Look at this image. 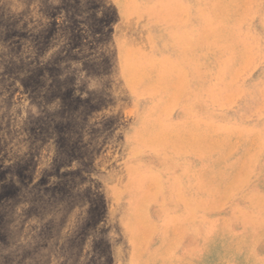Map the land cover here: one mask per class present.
<instances>
[{
  "label": "rangeland",
  "instance_id": "374dc122",
  "mask_svg": "<svg viewBox=\"0 0 264 264\" xmlns=\"http://www.w3.org/2000/svg\"><path fill=\"white\" fill-rule=\"evenodd\" d=\"M0 264H264V0H0Z\"/></svg>",
  "mask_w": 264,
  "mask_h": 264
},
{
  "label": "bare ground",
  "instance_id": "6f19581e",
  "mask_svg": "<svg viewBox=\"0 0 264 264\" xmlns=\"http://www.w3.org/2000/svg\"><path fill=\"white\" fill-rule=\"evenodd\" d=\"M231 7V6H230ZM200 16H201V18L203 19V14H202V12H200ZM204 20V19H203ZM208 26V25H207ZM34 34V33H33ZM31 35V34H30ZM128 55V54H127ZM126 59H129L130 57H129V55L128 56H126L125 57ZM135 87H137V86H135ZM106 96V95H105ZM230 98V97H229ZM156 103V102H155ZM29 116V115H28ZM28 125V124H27ZM70 224V223H69ZM63 227V226H62ZM38 229V228H37ZM96 239V238H95ZM23 240V239H22ZM86 252V251H85ZM161 256V255H160Z\"/></svg>",
  "mask_w": 264,
  "mask_h": 264
}]
</instances>
